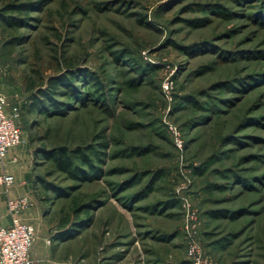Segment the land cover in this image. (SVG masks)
Listing matches in <instances>:
<instances>
[{"label": "rangeland", "instance_id": "374dc122", "mask_svg": "<svg viewBox=\"0 0 264 264\" xmlns=\"http://www.w3.org/2000/svg\"><path fill=\"white\" fill-rule=\"evenodd\" d=\"M70 67L76 94L104 100L81 105L63 86L61 107L31 104ZM0 93L29 104L13 165L39 209L35 264L189 260L186 202L213 264H264V0H0ZM59 146L91 148L99 174L59 172L45 157Z\"/></svg>", "mask_w": 264, "mask_h": 264}, {"label": "built area", "instance_id": "2783aa9c", "mask_svg": "<svg viewBox=\"0 0 264 264\" xmlns=\"http://www.w3.org/2000/svg\"><path fill=\"white\" fill-rule=\"evenodd\" d=\"M171 82L163 84L164 92L171 88ZM21 106L0 93V190L5 188L7 211L11 218L9 226L0 225V264H33L32 250L37 240V230L33 224L24 220V215L31 207L29 196L11 197L10 188L15 184V176L8 171V156L12 149L23 143L21 128ZM176 147L182 149L183 142L174 132ZM12 163H18L14 158ZM1 194V191H0ZM186 211V229L189 236L188 259L192 264H213L203 254V249L196 241L194 234L198 227L196 212L184 204ZM1 210V202H0Z\"/></svg>", "mask_w": 264, "mask_h": 264}, {"label": "trees", "instance_id": "16d2710c", "mask_svg": "<svg viewBox=\"0 0 264 264\" xmlns=\"http://www.w3.org/2000/svg\"><path fill=\"white\" fill-rule=\"evenodd\" d=\"M17 12H24V11H28L27 8L24 7H15L14 8ZM32 9V8H31ZM3 22L11 27V28H22L25 27L26 23L19 19V18H12V19H8V18H2ZM128 66L131 70H134L137 73H144L146 71H144V68L142 66H138L137 64H135L134 61L128 62ZM69 72L65 75L60 76V78H53L50 79L48 81V90H39L38 92V98L34 99L33 101H31V104H33L37 109H45L46 105L48 102H52V106L53 109L57 108L58 106L61 107L57 102L54 101V97L57 93H59L57 90L59 89V87H63L65 86L66 88H68V90L71 92L72 95V100L73 101H77L79 104H84L86 103V99L89 97L90 100H94L95 98H101L104 100L103 96H102V92H99V94H94V96H83L80 94H76V88L74 87L75 84L78 82L77 81V75L73 68L70 67L68 68ZM93 85H97L98 90H102L103 86L101 84V82L99 81L98 77L95 75L92 76L91 78ZM137 80H133L132 81V85L136 86L137 85ZM35 86L33 84L29 85V90L32 91L34 90ZM29 106L28 102H26V104H24L23 106H21V112L23 113V107L24 106ZM69 108V106L65 105L62 109L65 111ZM51 108V110H53ZM50 112V111H49ZM51 113V112H50ZM103 148L107 147V144H102ZM87 151H92L91 148H88ZM87 151L85 150H81L80 148H76V149H69L66 146H59V147H54L50 150V152L48 154H46V159L48 161H51L54 166L56 167V169L59 172H62L66 175H68L70 177V179L72 180H84V179H88L90 176L92 175H96L99 172V170L96 168L95 163L93 161V159H91L90 156L87 155ZM95 156V155H94ZM96 159L98 161H101L102 159L100 158V154L97 155ZM101 159V160H100ZM103 161V160H102ZM83 167H86L87 170H84ZM99 174V173H98ZM160 176V175H158ZM158 176H155L156 178ZM43 185V189L45 192H56L61 193L60 190L52 183L50 182H42ZM149 187H151L149 185ZM39 188L35 187V190H38ZM144 194V192H143ZM145 195V194H144ZM92 200H90L91 202ZM94 201V200H93ZM174 201L176 200H170L168 201L166 204L169 203V208H173L174 206L172 204H174ZM89 202V203H90ZM172 203V204H170ZM176 203V202H175ZM84 204H80L79 202H75L76 211L79 212L82 210V207H87L88 203L85 204V206H82ZM214 216L220 218V217H232L234 218L236 215L234 213L231 212V214L229 215H225L223 212L221 211H217L215 213H213ZM179 264H192L190 260H184L183 262L179 263Z\"/></svg>", "mask_w": 264, "mask_h": 264}, {"label": "crops", "instance_id": "0c3cea01", "mask_svg": "<svg viewBox=\"0 0 264 264\" xmlns=\"http://www.w3.org/2000/svg\"><path fill=\"white\" fill-rule=\"evenodd\" d=\"M24 151L22 149H14L11 150L8 156L9 163H12L14 158L18 159L19 157H24ZM13 165V163L11 164ZM8 171L15 176V184L10 188V196L11 197H20L23 195L29 196L31 199L32 207L27 211V213L24 215V220L30 224H33L32 221L36 220V215L39 213L38 207H36V203L33 206L34 199L31 197L33 193L32 184L30 183V180L25 175L27 172H24V168L21 169L19 166H9ZM5 188H2L1 191L3 192ZM7 199L8 196L6 194L1 196V210H0V225L1 226H9L11 224V218L7 211ZM36 261L33 259V264H35Z\"/></svg>", "mask_w": 264, "mask_h": 264}]
</instances>
